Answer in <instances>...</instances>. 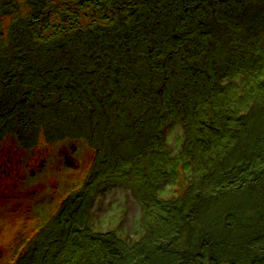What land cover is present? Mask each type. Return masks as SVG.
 <instances>
[{
    "label": "trees",
    "instance_id": "obj_1",
    "mask_svg": "<svg viewBox=\"0 0 264 264\" xmlns=\"http://www.w3.org/2000/svg\"><path fill=\"white\" fill-rule=\"evenodd\" d=\"M57 8L63 10L61 22L50 11V23L36 15L15 29L22 30L15 40L27 32L46 39L39 45L49 52L57 33L69 38L61 47L65 58L70 51L75 55L54 63V88L59 98H72L70 113L73 103L84 106L75 121L94 131L92 142L106 145L108 168L121 174L144 170L145 192L153 182L164 193L166 183L184 196L181 206L162 207L155 215L157 235L179 217L189 224V244L164 253L166 263L245 264L250 254H261L262 239L254 244V236L264 233V193L259 198L258 186L244 182L242 174L259 176L251 168L264 138V99L254 89L264 94V0H69ZM42 24L47 26L30 28ZM31 55L21 53L23 59ZM96 76L107 80L103 97ZM124 77L134 78L136 86ZM70 113L67 125L74 128ZM178 127L186 139L167 151L163 133ZM87 206L81 202L66 212L67 243L71 257L79 254L77 264L165 263L157 252L145 251L148 243L126 246L114 232L98 245L100 239L88 235V222L85 230L80 225L89 216ZM170 232L162 239L171 242ZM179 235L173 234L176 240ZM120 245L126 253L115 258Z\"/></svg>",
    "mask_w": 264,
    "mask_h": 264
},
{
    "label": "rangeland",
    "instance_id": "obj_2",
    "mask_svg": "<svg viewBox=\"0 0 264 264\" xmlns=\"http://www.w3.org/2000/svg\"><path fill=\"white\" fill-rule=\"evenodd\" d=\"M37 1L39 5L31 4L30 0H0V264H77L79 254L75 258L71 257L68 243V249L63 251V248L59 249L60 241L56 245L50 244L56 237L49 235L47 240L45 236L56 227L60 228L58 221L66 222L67 217L64 220L57 215L63 206H70V210L71 205L74 207L81 202L88 204L90 215L80 225L85 230V220L88 221L92 228L88 235L93 239L99 238L98 245L103 243L101 240L105 236L114 232L119 236L123 235L126 246L148 243L149 247L145 251L157 252L164 264H168L164 253H174L176 246L180 248L178 244H189V224L186 217H179L175 224L165 222L162 232L157 235L153 228L158 221L155 215L162 212V207L176 203L181 206L184 196L177 195L176 189L166 183L161 188L164 193L153 182L149 183L145 192L144 181L141 180L146 175L144 170L122 171L124 177L108 168L106 145L102 146L98 141L92 142L90 137L94 131L88 129L89 126L81 129L80 119L78 123L75 121V111L78 108L84 110V106L77 107L73 103L70 113L68 105L72 98L69 101L59 98L57 89L54 88L59 67H54V63L58 58L63 59V62L75 55V51H70L69 57L65 58V48L60 44L70 43V39L57 33L53 42L55 49L49 52L39 45L46 42V39H38V36L30 38L27 32L24 39L15 40L22 35V30L15 29L25 27L36 15L41 16L39 18L43 23L60 18L63 10L57 8L58 4L69 0ZM48 11L54 13L52 19ZM46 26L47 24H42L30 28ZM10 39L11 43L15 41L12 45L10 42L9 45L1 43ZM26 50L32 52V55L23 59L21 53ZM79 62L81 64V59ZM109 70L112 68L109 67ZM93 73L98 72L94 70ZM259 78L260 81L264 79V74ZM96 79L101 88L99 95L103 97L108 88L107 80L104 83L100 76H96ZM124 80L132 84L131 88L136 86L134 78L124 77ZM115 86L118 87V83ZM254 89L259 92L258 97L263 101V91ZM103 104L100 101V105ZM69 113L74 128L68 126ZM184 131L182 127H178L173 132L168 130L163 133L166 138L162 144L168 146L167 151H175L177 142L182 147L186 139ZM261 142L262 146L257 145L254 166L251 168L259 176L253 178L248 172V175L242 174L244 182H254L258 186L256 195L259 198L264 193V138ZM73 145L77 147L74 157L76 167L69 168L63 162V152H70ZM32 170L37 172L34 178H31ZM20 176L28 178L21 180ZM152 180L155 181L154 177ZM15 183L19 185L18 188ZM144 193L148 195L145 196ZM196 215L198 216V212ZM172 225L174 228L170 232L168 230ZM165 230L172 234V244L169 240L162 239ZM174 233H181L178 240L175 239L177 236H173ZM258 237L262 239V244L259 245L261 254L260 250L250 254L244 258L245 264L254 260H257L256 264H264V233L254 236V244H259ZM112 248L115 249L111 246L109 250ZM252 249L255 250L254 245ZM125 253L126 250L121 246L118 256L113 257L121 258ZM174 258L179 260V256ZM87 260L84 258V263Z\"/></svg>",
    "mask_w": 264,
    "mask_h": 264
},
{
    "label": "water",
    "instance_id": "obj_3",
    "mask_svg": "<svg viewBox=\"0 0 264 264\" xmlns=\"http://www.w3.org/2000/svg\"><path fill=\"white\" fill-rule=\"evenodd\" d=\"M71 151H72L73 153H75V152H76V147L73 146V147L71 148ZM64 162H65V165H66L67 167H69V168H74V167H76V165H75V162H76V161H74V158H72L71 156H69L67 153H66V155H65V160H64Z\"/></svg>",
    "mask_w": 264,
    "mask_h": 264
},
{
    "label": "flooded vegetation",
    "instance_id": "obj_4",
    "mask_svg": "<svg viewBox=\"0 0 264 264\" xmlns=\"http://www.w3.org/2000/svg\"><path fill=\"white\" fill-rule=\"evenodd\" d=\"M36 173H37L36 171L32 170V172H31V174H32L31 176H32V177H31V178H34V176L37 175ZM27 178H28V177L20 176V179H21V180H23V179L26 180ZM15 185L17 186V188L19 187V185H17L16 183H15Z\"/></svg>",
    "mask_w": 264,
    "mask_h": 264
}]
</instances>
